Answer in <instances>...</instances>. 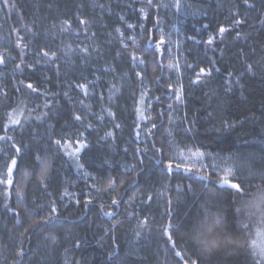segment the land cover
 I'll return each instance as SVG.
<instances>
[{
  "label": "trees",
  "instance_id": "obj_1",
  "mask_svg": "<svg viewBox=\"0 0 264 264\" xmlns=\"http://www.w3.org/2000/svg\"><path fill=\"white\" fill-rule=\"evenodd\" d=\"M114 1L0 0V136L11 137L0 142H7L20 162L16 186L24 193L21 200L16 186L6 194L0 185V264H183L175 252L185 247L186 228L217 211L231 242L196 255L189 251L185 258L199 264H256L258 255L253 256L248 229L241 225L251 231L264 226V205L248 206L264 187V0H184L197 6L199 15L185 24L187 30L192 26L187 35L196 43L185 45L179 100L168 79L169 58L155 46L165 19L160 0H124L144 12L142 22L129 18L139 39L127 46L118 41L115 29L127 28L111 14ZM164 1L172 9L170 0ZM221 26L228 31L221 34ZM210 36L212 44L206 42ZM128 55L142 59L143 75H137ZM116 72L126 81L122 89ZM94 75L108 77L101 83L99 109L115 142L93 135L96 122L88 120L98 109L96 101L90 107L91 90L77 87L78 76ZM147 99L149 129L153 123L157 127L141 142L140 126L147 125L141 105ZM13 115L20 124L11 123ZM78 132L85 134L78 137ZM69 142L72 150L80 148L78 159L67 155ZM172 145L179 151L250 157L251 176L237 172L247 178L245 192L236 195L219 185L215 170L200 168V176L175 168L167 173L166 164L174 161ZM37 153L50 165L46 188L39 183V168L29 163ZM119 158L130 168L116 164ZM24 171L30 173L27 179ZM84 171L93 175L94 190L82 180L74 185ZM108 177L116 178L117 187L105 191ZM65 191L74 196L63 198ZM49 215L47 223L24 233L31 220ZM170 221L176 249L163 231Z\"/></svg>",
  "mask_w": 264,
  "mask_h": 264
},
{
  "label": "rangeland",
  "instance_id": "obj_2",
  "mask_svg": "<svg viewBox=\"0 0 264 264\" xmlns=\"http://www.w3.org/2000/svg\"><path fill=\"white\" fill-rule=\"evenodd\" d=\"M171 5H172V9L166 4V2L164 0H160V7L162 8V10L165 12V19L162 20L161 22V26L158 28L159 30V35H160V40L161 38H163L164 43L161 45L160 48H162L161 50H163L164 54L167 55V58H169V62L167 64V71H168V79L171 82L172 88L176 90L177 92V96L180 97L181 95V87H182V81H183V74L185 71V66H184V49H185V45L188 42H191V44L196 43L195 39L189 38L188 37V32L190 30H192V26L189 27V29H185V24L187 23L188 18H196V16L199 15V9L197 6L195 5H191L189 3H187L184 0H179V6H177V0H170ZM113 4L115 5L113 10L114 12H112L111 14H115L119 20L120 23H122L123 25H125V27L127 28V32L124 31L123 27L118 26L119 28V32H117V36H118V41L121 45H126L127 42H132L133 44H137L138 42V36L136 35V23L134 21H129V18L132 17V15L138 16V19L140 22L143 21L144 19V12L141 10H137L134 11L130 8V3H126L124 0H115L113 2ZM132 7V6H131ZM112 11V10H111ZM119 23V25H120ZM131 24L133 25L132 28H129L128 25ZM107 26V25H105ZM108 27V26H107ZM117 28V27H116ZM129 37H133L134 41L132 39H129ZM209 37L207 38L206 42L208 41ZM159 40V41H160ZM123 41V43L121 42ZM157 47V44L155 45ZM129 62L132 64V66L134 67V70L138 71L139 73H141L140 75H143L144 73V68H143V63L141 62L142 59L140 57H135V56H129ZM133 57H135V59H133ZM110 70V69H109ZM113 76H115L116 80H117V85L118 87H120L122 89L123 84H126V81L124 79V77H118V73H114ZM102 77V78H101ZM106 78L108 77H104L102 75H94L92 77H88V76H78L77 79L79 81L78 84H84L86 85V87H89V89L91 90V96L88 100H90L92 102V104H90V107L94 106V102L96 101L95 105H96V109L97 111L92 112L91 114L93 115L92 119L93 120H88V117L86 116L85 119L88 120L90 123H95V126H92L93 132H94V136L98 135L96 137H99L101 140L103 141H114V134L112 131V128H110V126L105 123L103 121L102 116L100 115V103H101V91L100 88L102 86V80H106ZM126 78V77H125ZM13 83V82H12ZM13 85V84H12ZM143 92L144 95L147 96L148 91L146 89V84L143 85ZM96 95V98H93ZM92 97V98H91ZM148 97L149 94H148ZM176 100H178L176 98ZM176 103L177 101H175V104L173 105V109L176 110ZM149 104L150 101L147 99L145 102H143V107L141 105V109L144 108V112H145V116L146 118L143 116L142 117V121L147 122V125H143L140 126L141 130H140V141L144 142L145 139V135L148 132L149 129ZM36 107H38V104H36ZM174 112V111H173ZM18 115V114H16ZM175 115H172V121L175 119ZM12 118H16L15 115L12 116ZM96 131V132H95ZM108 133H112V136H108ZM135 133H136V127H135ZM134 133V134H135ZM81 134H85V133H81L78 132L77 136L80 137ZM137 135V133L135 134ZM69 140H73V138H71V136H68ZM115 142V141H114ZM72 143H75V141H73ZM69 142L68 146H66L67 148V155H69L70 152H73L74 150H72V146ZM81 143H77L79 146H81ZM70 145V146H69ZM173 149H174V162H178L175 160V157L178 156L179 154V150L176 149V146L172 145ZM185 153V155H188L189 152L188 151H183ZM192 152H196V151H192ZM14 156V152L12 150H10V146L7 142H0V173H2L4 171V165L5 162L8 161L9 157ZM249 158V159H248ZM122 158L117 159V163L119 166L128 169L130 168V165H128L127 162L125 161H121ZM251 158L250 157H234V156H219V155H210V154H205L204 157L198 158L196 160V167L198 168H203L205 170H215L218 173L220 172V176L224 175L223 169L229 166H232L236 169V172H241V173H249L250 172V167H249V160ZM187 163H191V161H186ZM196 176H200L201 172L198 174L197 172L194 173ZM93 175L91 173H89L88 171H84V176L82 179H76L74 182V185L79 181L82 180L86 183L89 184L90 188H92V190L95 189V181L94 178L92 177ZM203 176V174H202ZM217 176L219 177V175L217 174ZM93 180V181H92ZM86 194H89L88 192ZM66 199H71L72 196L74 195H64ZM62 198V199H63ZM261 220L264 221V213H263V219L261 218ZM261 227V226H260ZM247 232L249 234L250 240H257V242L259 243V239L256 236V230L251 231V228H247ZM264 229V226L263 228ZM258 255V254H257ZM258 259L260 260V257L258 255ZM261 264H264V260H260Z\"/></svg>",
  "mask_w": 264,
  "mask_h": 264
},
{
  "label": "snow or ice",
  "instance_id": "obj_3",
  "mask_svg": "<svg viewBox=\"0 0 264 264\" xmlns=\"http://www.w3.org/2000/svg\"><path fill=\"white\" fill-rule=\"evenodd\" d=\"M5 2L7 3V0H5ZM147 2H148V4H152V0H147ZM244 2H245V4H248V0H244ZM177 6H179V0H177ZM249 6H251V5H249ZM141 11H143V10H141ZM80 23L85 24L86 21L81 20ZM233 23L234 24H240V23H242V21L236 20ZM128 27L132 28L133 25L129 24ZM117 31L119 32V29H117ZM226 31H228V29L223 27V26H221L219 28V32L221 34L225 33ZM129 39H132L133 42H135L133 37H129ZM121 42L123 43V41H121ZM163 43H164V40H163V38H161V40L157 44V48H160ZM207 43L208 44L213 43V38L211 36L209 37ZM17 47H19V43H17ZM84 51H87V49H85ZM43 54H44V56H48V52H44ZM52 55L55 56V53H52ZM133 59H135V57H133ZM141 62L143 63V61H141ZM0 63H4V56L2 54H0ZM17 67L19 68V65H17ZM248 67H249V70L252 69L251 65H249ZM205 73H206V70L201 68L200 74H205ZM137 75L139 76L140 73H137ZM198 79H199V77H198ZM27 87L29 89H32V91H36V89L33 87V85L31 83H29L27 85ZM77 87H79L81 89H86V85H84V84H78ZM65 95H67V93H65ZM85 95H87V91H85ZM177 99L179 100L180 97L177 96ZM169 107H171V105H169ZM75 119L77 121H80L81 116L77 115V116H75ZM11 123L20 124V120L13 119V120H11ZM88 126L91 127V124H89ZM116 127H120V125H116ZM156 127H157L156 124L153 123L151 125V128L148 130V135H153L152 130L156 129ZM107 135L112 136V133H108ZM137 135H139V133H137ZM4 139H11V137L0 136V140H4ZM55 143L59 146V145H61V140H56ZM77 143H80V142L77 141ZM262 143H264V141H262ZM84 146L85 145L81 143V147H84ZM137 151H139V148H137ZM158 151L162 152L163 149H159ZM79 152H80V148H76L73 152H70L69 155L70 156H76L78 159V153ZM188 152H189V154L185 155V153L183 151H180L178 156L175 157V160L178 162L174 163V161L172 159H169L168 163L165 166V171L169 174H172L173 169L175 168V170H177V171H179V170H183L184 172L195 171L199 174L201 170H200V168L196 167V160L198 158L204 157L205 153L200 152V151L192 152L191 149H189ZM15 153L17 155H20L21 149L18 147L15 148ZM186 161H191V163H187ZM29 163L31 164V166L34 169L39 168V177H38L39 183H40V185H42L46 188L47 185H46L45 181L48 179L49 171H50L49 162L44 157L40 156L37 153L34 157L31 158ZM77 166L80 168H83L82 164H78ZM20 167H21L20 162L18 161L16 156L9 157L8 161L5 162L4 171L2 173H0V185L5 186L6 194H10V192H8V190L12 189L14 186H16V175H17L18 171L20 170ZM223 172H224V175L219 176L217 178V183L221 186H227V188L234 190V193L236 195L243 194L246 190L245 180L247 178L241 177L240 175H238L236 172V169L232 166L224 168ZM29 175H30L29 172H27V171L23 172V176L25 179H27V177ZM250 176H251V172H250ZM209 178L210 177H208V176L203 177V179H209ZM260 179L262 181H264V173L260 174ZM120 183H123V181H120ZM116 187H117L116 178L115 177H108L104 190L107 191L109 189H115ZM22 188H23L22 185L16 186V194L21 200L24 198V193H23ZM64 195L70 196L71 193H68L67 191H65ZM77 203H79L78 200H77ZM85 203L86 204L91 203V200H87V201H85ZM111 203L113 205H115L118 203V201L116 199H113L111 201ZM261 205H264V187L259 188V191L252 197V200L249 201V204H248L249 207H255L257 210L261 209ZM236 211L239 212L240 209H236ZM55 213H56V209L53 208L52 214H55ZM106 214L112 215V213H106ZM17 216H18L17 223H21L19 220V214H17ZM221 216H222V213L219 211H217L215 213L207 212V214L204 216V218L202 220H198L197 222L192 223L190 225V227L186 228L185 233H184V245H185V247L182 250L175 252V255L181 258V260L183 261V264H199L197 259L189 260V259H186L185 257L188 255L189 251H191L193 255H196L197 251L200 250L201 247H207L209 245V241L207 240V238L201 239V236H203L205 234H211V233L217 231L218 229H220L221 228ZM52 218H53V215H49V216L43 217L40 220H36V219L31 220L28 227L24 229V233L29 232L30 229H34L42 223H47ZM262 222H264V221H262ZM241 227L243 229H247L248 225L243 224V225H241ZM173 228H174V225L170 221L166 226H164L163 231H164V234L168 237L169 242H171L173 249H176L177 243L173 239L172 232L170 231V229H173ZM24 233H21V235H24ZM256 236L259 239V243L255 239L251 240V242H250V246L254 249L253 256H256L258 254L260 257V260H264V229L257 228L256 229ZM188 241H191L193 243V247L191 249H189L186 246L188 244ZM217 248H219V247H217ZM22 254H23V248H21L17 252L18 256L22 255ZM260 260H257L256 264H260Z\"/></svg>",
  "mask_w": 264,
  "mask_h": 264
},
{
  "label": "clouds",
  "instance_id": "obj_4",
  "mask_svg": "<svg viewBox=\"0 0 264 264\" xmlns=\"http://www.w3.org/2000/svg\"><path fill=\"white\" fill-rule=\"evenodd\" d=\"M204 238H207V240L209 241V245L207 247H201V251H209L217 247H223L231 242L230 238L226 234H224L222 228L211 234H205L201 236V239Z\"/></svg>",
  "mask_w": 264,
  "mask_h": 264
}]
</instances>
